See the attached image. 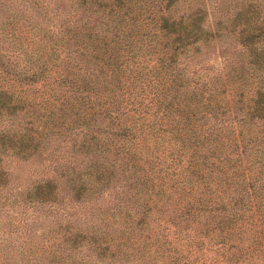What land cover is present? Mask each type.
Here are the masks:
<instances>
[{"label": "trees", "instance_id": "trees-1", "mask_svg": "<svg viewBox=\"0 0 264 264\" xmlns=\"http://www.w3.org/2000/svg\"><path fill=\"white\" fill-rule=\"evenodd\" d=\"M0 11V264H264L262 0Z\"/></svg>", "mask_w": 264, "mask_h": 264}, {"label": "rangeland", "instance_id": "rangeland-1", "mask_svg": "<svg viewBox=\"0 0 264 264\" xmlns=\"http://www.w3.org/2000/svg\"><path fill=\"white\" fill-rule=\"evenodd\" d=\"M26 4V5H25ZM21 5H23L24 7H26V9H25V12H26V14H28V15H31V14H33V10H32V8H31V6L29 5V2L28 1H26V2H24V3H22V2H19V1H15V3H13V4H11L10 5V7L13 9H16V7H20ZM262 6H263V8H264V0H262ZM1 12V11H0Z\"/></svg>", "mask_w": 264, "mask_h": 264}]
</instances>
